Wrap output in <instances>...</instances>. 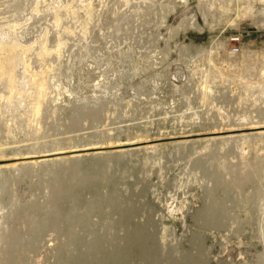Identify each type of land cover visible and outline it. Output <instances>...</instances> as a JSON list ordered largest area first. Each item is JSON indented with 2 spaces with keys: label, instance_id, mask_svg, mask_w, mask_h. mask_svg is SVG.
<instances>
[{
  "label": "rangeland",
  "instance_id": "374dc122",
  "mask_svg": "<svg viewBox=\"0 0 264 264\" xmlns=\"http://www.w3.org/2000/svg\"><path fill=\"white\" fill-rule=\"evenodd\" d=\"M4 4L0 264H264V0H140L82 48L79 10L59 54L74 0Z\"/></svg>",
  "mask_w": 264,
  "mask_h": 264
},
{
  "label": "bare ground",
  "instance_id": "6f19581e",
  "mask_svg": "<svg viewBox=\"0 0 264 264\" xmlns=\"http://www.w3.org/2000/svg\"><path fill=\"white\" fill-rule=\"evenodd\" d=\"M19 1H23L24 5H25L26 2H31V4L29 6L33 7L32 8L33 15L40 16L42 14L41 12H42V9H43L42 5H46L47 1H53V0H40L41 1L40 3H36V0H19ZM55 1H57V0H55ZM139 1L140 0H74L75 4H70L69 6L66 5V7H64L65 5L62 6V7L59 6V8H54V6H52V5L45 6L44 7V11H46V12H48L50 14H47L48 17H46V15H43V19L47 18V19L53 21L55 23L56 28H60L61 29V32L57 31L52 36L51 40H53L57 44V46H56L55 50L53 51V53L54 54H59L60 53L61 46H63L65 44V39L67 38L65 33H67V34H72L73 33L71 31H69V29L72 28L71 26H69V24L72 22V20H77L78 23H81L80 22V18H79V10H85L86 17L91 19L92 23H94V26H92V29H90V30H89V28L87 26L82 25V28L79 31H76V34H77L78 38L79 39L81 38L80 41L78 42V47L79 48H82L84 46L82 38L89 39L90 36H92V38H93V35L96 33L97 29H98L97 32H100V33L102 31H107L106 29L113 30V32H115V33H119L120 31H122L123 32V36L125 37V33L128 32V31L130 32V30H131L130 28H131L132 25H131V23H124L123 21L125 20V22H126L127 21L126 19L130 20V18H133V20L135 22V18H136V15H137L136 4H138ZM143 1H145V0H143ZM216 1H221V0H210L211 3H214ZM2 2H3V4L4 3L6 4V7L15 5L14 4L15 0L11 1V2H7V0H0L1 4H2ZM5 4L2 5V6H5ZM6 7L5 8L3 7V8L7 9L8 7L7 8ZM51 8H52V12H51ZM75 9L77 10L76 12H75ZM58 10L60 12H64L65 13L66 24L57 25V21L53 20V16L55 18ZM2 12L3 11L0 12V16H2L1 15ZM120 16L123 17V20L121 21V23H118L117 19ZM207 17H208V13L206 14V20L208 19ZM109 18H111L112 20L110 19V21H107L106 19H109ZM100 19H104V21L102 22L103 26L101 25V23L99 24V20ZM67 20H69V21L71 20V22L68 24ZM95 28H97V29L95 30ZM132 34H133V32H132ZM106 35H109V34H106ZM106 35H103V36H106ZM92 38L90 37L91 40H92ZM107 38L108 39L111 38V40H112L111 36L110 37L107 36ZM123 39L126 40V38H123ZM114 46H115V44H114ZM133 46L132 45H128V46L123 47V48H120V46H118L117 52H121L122 53V52H125V51H131ZM21 48H22V46H18L14 50H18V49H21ZM102 49L103 48L96 47V48L93 49V52H99ZM114 49H116V48H114ZM10 50H11V48H9L8 46H5V45L0 43V53L7 52V51H10ZM38 50L46 52V50H52V48L49 47V46L48 47L43 46L42 49L39 48ZM110 50H112V49H110ZM42 64H44V63H42ZM42 68L43 67L41 66L40 69H42ZM259 129H262V128H259ZM246 140L249 141V140H251V138L250 137H246ZM222 141L225 142L227 140H222ZM228 141H232V139H229Z\"/></svg>",
  "mask_w": 264,
  "mask_h": 264
},
{
  "label": "built area",
  "instance_id": "2783aa9c",
  "mask_svg": "<svg viewBox=\"0 0 264 264\" xmlns=\"http://www.w3.org/2000/svg\"><path fill=\"white\" fill-rule=\"evenodd\" d=\"M239 42H240V38L238 37L237 39L234 40V44L237 46V47H233L232 49V53L233 54H238L239 53V50H240V47H239Z\"/></svg>",
  "mask_w": 264,
  "mask_h": 264
}]
</instances>
